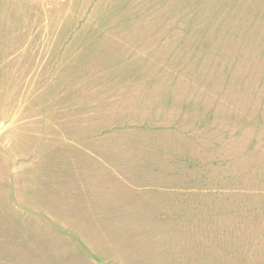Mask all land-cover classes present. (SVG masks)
<instances>
[{"label":"rangeland","instance_id":"obj_1","mask_svg":"<svg viewBox=\"0 0 264 264\" xmlns=\"http://www.w3.org/2000/svg\"><path fill=\"white\" fill-rule=\"evenodd\" d=\"M0 264H264V0H0Z\"/></svg>","mask_w":264,"mask_h":264}]
</instances>
